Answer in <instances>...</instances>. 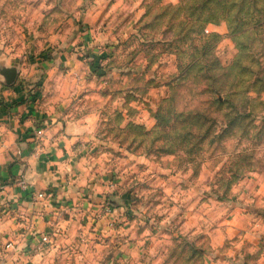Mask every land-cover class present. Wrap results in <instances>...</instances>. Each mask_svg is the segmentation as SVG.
<instances>
[{"label":"rangeland","instance_id":"1","mask_svg":"<svg viewBox=\"0 0 264 264\" xmlns=\"http://www.w3.org/2000/svg\"><path fill=\"white\" fill-rule=\"evenodd\" d=\"M0 56L91 70L92 234L71 264H214L226 217L264 220V0H0ZM172 95L175 143L152 132ZM182 112L209 131L195 146Z\"/></svg>","mask_w":264,"mask_h":264},{"label":"crops","instance_id":"2","mask_svg":"<svg viewBox=\"0 0 264 264\" xmlns=\"http://www.w3.org/2000/svg\"><path fill=\"white\" fill-rule=\"evenodd\" d=\"M36 65H12L0 56V264H71L67 257L78 237L92 234L82 223L83 206L93 205L96 195L87 196L82 186L93 169L89 141L96 115L83 110L91 70ZM11 69L14 81L6 76ZM41 192L45 196L36 197ZM247 207L214 229V264H264L263 214ZM246 248L255 258L246 259Z\"/></svg>","mask_w":264,"mask_h":264},{"label":"trees","instance_id":"3","mask_svg":"<svg viewBox=\"0 0 264 264\" xmlns=\"http://www.w3.org/2000/svg\"><path fill=\"white\" fill-rule=\"evenodd\" d=\"M187 73L182 74V76L180 77V80L183 78H186ZM207 93V89H204L201 91V94H205ZM200 94L199 92L195 93V95ZM189 100H193V93L189 92ZM176 99L175 96L172 95L169 98H165L162 102V104L160 105V108L157 112V125L155 127V129L152 131L153 133H158L160 134V136H167V140L168 142L170 141V143H175L173 142L172 139L169 138V133L168 130H174L173 126L169 124V121L171 119V115H172V108L174 106V104L176 103ZM216 103L222 104L224 101L220 100L219 98L215 99ZM187 114V119L189 120L187 123H185L184 121V126H182V129L185 130L184 133L181 135V137L183 138V140H185L186 145H189L190 143L193 144L195 141L198 140H202L203 138H205L206 136H208L209 131H204L203 130V126L200 124H195L194 122H192L191 120L193 118L190 117V112H182L181 114H179V116H186ZM200 113H197V115H199ZM228 132L225 131L221 134H217L216 136H222L224 134H227ZM168 145V144H167ZM172 145V144H169ZM193 146H195V144H193ZM162 151H166V150H170L171 146H161L160 148ZM168 152V151H167Z\"/></svg>","mask_w":264,"mask_h":264},{"label":"built area","instance_id":"4","mask_svg":"<svg viewBox=\"0 0 264 264\" xmlns=\"http://www.w3.org/2000/svg\"><path fill=\"white\" fill-rule=\"evenodd\" d=\"M37 135H38V136L42 135V130H38V131H37ZM21 183H22V186H23V187L26 186V184H25L24 182H21ZM44 196H45V194H44L43 192L38 193V194L36 195V197H38V198H41V197H44ZM43 241H44V242H47V241H48V237H47V236H44V237H43ZM10 246H11V243L7 244V247H10Z\"/></svg>","mask_w":264,"mask_h":264},{"label":"water","instance_id":"5","mask_svg":"<svg viewBox=\"0 0 264 264\" xmlns=\"http://www.w3.org/2000/svg\"><path fill=\"white\" fill-rule=\"evenodd\" d=\"M6 76H7L8 80H10V81H14L15 78H16V70L11 69L10 71H8V72L6 73Z\"/></svg>","mask_w":264,"mask_h":264},{"label":"clouds","instance_id":"6","mask_svg":"<svg viewBox=\"0 0 264 264\" xmlns=\"http://www.w3.org/2000/svg\"><path fill=\"white\" fill-rule=\"evenodd\" d=\"M159 259V258H158Z\"/></svg>","mask_w":264,"mask_h":264}]
</instances>
